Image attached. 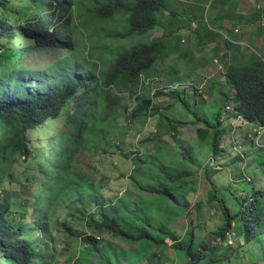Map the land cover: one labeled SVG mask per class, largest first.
I'll use <instances>...</instances> for the list:
<instances>
[{
	"label": "trees",
	"instance_id": "trees-1",
	"mask_svg": "<svg viewBox=\"0 0 264 264\" xmlns=\"http://www.w3.org/2000/svg\"><path fill=\"white\" fill-rule=\"evenodd\" d=\"M18 2V19L12 21L6 14L8 3L0 1L3 10L0 15V189L4 179L8 180L6 170L14 160L21 155L30 156L28 132L60 120L74 101L76 109L61 122L67 130L39 163L42 189L35 193L39 200H36L37 205L31 206L32 214H23L26 223L12 226L8 217L13 212V203L1 197L3 192L0 191V264L2 259L5 264H56L58 236L50 227L49 214L65 201L78 202L82 198L84 203L96 205V215L87 225L90 235L78 238L82 249L69 254L73 264H123V261L136 264L151 254L140 257V251L163 249L168 246L167 238H171L174 247L186 258V264H231L220 253L230 247L209 244L199 248L192 233L180 238L168 229L166 211L187 205L185 196L195 182L190 170L165 163L164 154L169 145L161 143V148L146 150L143 154L139 150L129 153L135 164L129 179L137 192L132 190L120 198L107 199L96 185L72 168L77 154L83 149L95 152L108 129L114 126L121 111L117 107L121 96L134 98L131 120H145L150 115L160 114L161 107L153 105L152 97L144 89L140 93V88L142 77L154 75L152 69L162 55L164 43L157 40L138 43L131 49L116 50L113 56L104 54L99 43L107 41L108 37L111 41L131 40L150 33L157 26L165 0ZM121 15L126 18V25L123 32H118L114 23ZM77 47L80 48L75 49ZM62 52L63 56L51 61L46 62L42 57V54L59 56ZM96 61L101 62L99 71ZM226 77L232 89L223 90V106L206 116L192 111L179 90L168 93L173 105H179L188 113L192 124L206 129L209 137L205 141L211 142L212 153L223 151L220 147L226 141L224 138L232 131L230 124L222 128L225 126L222 114L233 96L234 110L227 119L241 116L252 126H264V62L229 69ZM156 95L164 94L157 92ZM128 108H123V113ZM150 142L146 139L141 145L145 147ZM248 147V150L260 151L262 158L258 160L264 162V149L254 140ZM255 154L258 156V152ZM216 197L227 219L218 238L223 240L228 231L234 230L244 243L247 255L251 256L250 261L257 258V264H264V189H254L246 197L238 198L240 210L236 214L223 192L217 191ZM68 230V227L64 229L69 235ZM21 238L45 239L46 244L35 245ZM128 243L138 244L139 258L121 257L118 246Z\"/></svg>",
	"mask_w": 264,
	"mask_h": 264
},
{
	"label": "rangeland",
	"instance_id": "rangeland-1",
	"mask_svg": "<svg viewBox=\"0 0 264 264\" xmlns=\"http://www.w3.org/2000/svg\"><path fill=\"white\" fill-rule=\"evenodd\" d=\"M18 1L6 0L8 3L6 14L12 21L18 19V5L20 7ZM2 11L0 8V15L3 13ZM42 15L44 16V14ZM163 24L164 21L158 19L157 26L160 30ZM125 25L126 18L121 15L114 23V29L123 32ZM150 36L131 40L115 39V41H111L108 37L107 41L104 40L99 44H101V50L104 54L113 56L116 50L132 48L138 43L147 44ZM87 50L88 47L84 51L85 54ZM53 52L56 53L57 51L53 50ZM32 54L37 56L36 53ZM63 55L62 52L59 56L42 54V57L47 62ZM162 56L163 54L158 59L160 61L157 64L158 68L156 69L154 66L152 69L154 75L142 77L143 82L140 88V93L144 89L148 96L152 97L153 105L161 107L160 114L150 115L145 120H131L130 113L134 105V98L121 96V101L117 104L121 111L115 118L114 126L111 129L107 128L108 131L106 129L107 134L95 152L81 150L75 157L72 168L88 178L93 186L96 185L99 192L107 199L115 196L120 198L132 190L137 192V187L129 179L131 171L135 168L129 153L139 150L138 152L143 154L146 150L156 151L161 148V143L169 145L164 154L165 163L173 168L190 170L195 182L192 186L193 189L185 196L188 204L166 211L165 223L168 229L180 238H185L189 233H192L199 248L209 244L230 247L226 252L220 251V253L226 256L231 264H257V258H254V262L250 261L251 256L247 255L244 243L238 236L234 238V246H230L218 238L220 228L227 222V219L224 218L221 204L216 197L217 191L223 192L232 212L236 214L240 210V207L237 206L238 198L246 197L247 193H251L254 189H264V162L258 160V158H262V154L258 150H247L248 143L255 138L254 130L244 128V125L239 126L238 121L234 118L226 121L224 117H227L229 113L223 112L222 123L225 126L223 125L222 128H228L230 124L232 131L228 137L224 138L226 141L220 147L223 151L219 149L216 153H212L210 151L211 142L205 141L209 137L206 129L202 125L192 124V119L188 117V113L182 110V107L173 105V99L168 97V93L177 89L182 91V95L187 100H195L198 106H202L204 102L210 100V97L216 95L212 89L214 86L212 84L215 81H212L213 78L217 75L224 78L225 74L222 71H219V74H211L207 77L210 81L202 79L196 74H191L192 77H188V82H185L180 79L184 77V74H159L158 69H162L161 65L164 64ZM96 65V70L99 71L102 67L101 62L96 61ZM88 69L93 68L89 67ZM83 71L85 72V70ZM221 86L224 87L225 85L221 84L220 88ZM157 92L164 95H156ZM169 105L172 106L168 108ZM127 107H129L128 110L123 113V108ZM189 107L202 116L211 113V111L195 110L194 107ZM75 109L76 101L60 120L50 121L30 130L27 135L30 156L21 155L6 170L8 180L4 179L0 191L3 192L1 197L7 198L13 203V212L8 217V221L13 227L26 223L23 214L29 216L32 214L31 206L37 205L35 193L41 191L43 182L42 173L38 169L39 163L44 160V154L51 153V145L57 143L60 140V135L67 130V127L62 126L61 122L66 119L67 114L71 115ZM227 123L228 125H226ZM146 139L151 142L144 147L141 142ZM254 142L259 147L264 145L263 143L259 145L256 139ZM256 152H258L259 157L255 154ZM184 153L186 154L184 155ZM240 156L244 159H239ZM34 197L35 199H33ZM84 201V198L78 202L65 201L56 206L49 214L50 227L54 234L59 237L55 242L57 244L55 253L58 256L56 264H73L74 260L73 262L69 261L72 259L69 258V254L73 250L77 253L82 249L78 240L81 235H89L86 229L89 226L88 222L96 215V205H88ZM82 205L87 207L83 208ZM64 226L70 229L68 232L71 234L65 233L66 227L64 228ZM21 239L28 240L35 245L45 246L46 244L45 239ZM165 241L168 244L165 248H156L154 252L140 251L141 255L137 254L136 251V249L139 251L138 244L128 243L120 247L117 244V246L121 257L128 255L139 258L138 255L140 257L142 255L148 256L151 253L148 258L138 261L136 264H186V258L177 251L171 238H167ZM222 248L220 247V249ZM220 259L223 258L217 260ZM1 262L5 264L4 259ZM123 264L129 263L123 261Z\"/></svg>",
	"mask_w": 264,
	"mask_h": 264
},
{
	"label": "crops",
	"instance_id": "crops-1",
	"mask_svg": "<svg viewBox=\"0 0 264 264\" xmlns=\"http://www.w3.org/2000/svg\"><path fill=\"white\" fill-rule=\"evenodd\" d=\"M263 2L264 0H165L158 15L159 20L164 21L161 30L156 26L145 35H151L148 42L157 40L164 43V64L161 65L162 69H158L159 74H184L180 79L185 82H188V77H192L191 74H196L206 80L211 74L220 73L219 65L214 61L216 59L225 70L224 74L229 69L264 62V27L258 24L260 12L257 10V6ZM192 23L196 25L193 27ZM236 29L239 32H235ZM159 62H156V69ZM212 81L213 93L216 95L202 106H198L195 100H187L182 91L181 97L195 110L220 109L223 106V90L232 88L220 75L215 76ZM221 84L225 86L220 88ZM239 124L250 130L254 128L248 123Z\"/></svg>",
	"mask_w": 264,
	"mask_h": 264
},
{
	"label": "built area",
	"instance_id": "built-area-1",
	"mask_svg": "<svg viewBox=\"0 0 264 264\" xmlns=\"http://www.w3.org/2000/svg\"><path fill=\"white\" fill-rule=\"evenodd\" d=\"M257 10L260 12L259 14V18H258V24L262 27H264V2L260 5L257 6ZM193 27L196 25L195 23H192ZM235 32H239V29H236ZM215 64L218 66L219 65V71H222L223 73H225V70H223V68H221L220 64H219V60L216 59L214 60ZM226 75V74H225ZM224 79H226V77L224 76ZM235 91H233L234 93ZM227 112H231L234 110V98H232V100L230 101L229 104H227V106L225 107ZM237 121L239 122H243L245 123V120L243 117L238 116ZM254 135L256 141L261 144H264V127H257L256 129H254ZM262 147H264V145H262ZM236 236V232L234 230H230L227 232L226 237H225V242L228 245H233L234 246V238Z\"/></svg>",
	"mask_w": 264,
	"mask_h": 264
},
{
	"label": "clouds",
	"instance_id": "clouds-1",
	"mask_svg": "<svg viewBox=\"0 0 264 264\" xmlns=\"http://www.w3.org/2000/svg\"><path fill=\"white\" fill-rule=\"evenodd\" d=\"M225 77H226V75H225ZM225 81L227 80V77H226V79H224ZM235 93V92H234ZM138 94V93H137ZM232 98H234V96L232 97ZM232 100V99H231ZM230 100V101H231ZM230 103V102H229ZM228 103V104H229ZM227 106V105H226ZM225 106V107H226ZM225 111L224 112H227L226 111V109H224ZM229 114H230V112H228ZM238 118V117H237ZM237 118H235L236 120H237ZM245 120V119H244ZM240 122L238 121V124H239ZM243 123V122H242ZM248 122L245 120V123L244 124H247ZM239 126H240V124H239ZM257 127H260V126H254V128L253 129H251V130H254V129H256ZM262 127H264V126H262ZM253 140H255V139H253ZM259 144V143H258ZM260 145V144H259ZM262 146V145H261ZM260 146V147H261ZM262 149H264V147H262ZM135 152V151H134ZM246 173V172H245ZM227 234V233H226ZM90 235V234H89ZM225 237H226V235H225ZM236 237H237V233H236ZM95 238L98 240V241H100L101 240V238L99 237V236H97V235H95ZM222 240V239H221ZM223 242H225V238L222 240ZM231 246V245H230ZM118 249H119V247H118ZM74 263V262H73Z\"/></svg>",
	"mask_w": 264,
	"mask_h": 264
}]
</instances>
